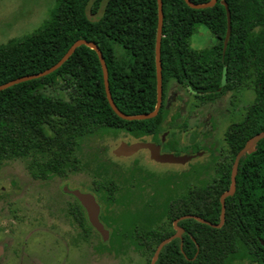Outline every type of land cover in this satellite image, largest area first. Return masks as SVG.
Returning a JSON list of instances; mask_svg holds the SVG:
<instances>
[{"label": "trees", "instance_id": "obj_1", "mask_svg": "<svg viewBox=\"0 0 264 264\" xmlns=\"http://www.w3.org/2000/svg\"><path fill=\"white\" fill-rule=\"evenodd\" d=\"M190 1L198 5L210 0ZM102 2L55 0L50 17L39 28L0 44V85L49 68L76 40L84 39L102 52L116 108L128 116L153 111L157 0H104L101 15L90 18L87 8L96 13ZM224 2L231 20L227 39ZM162 5V103L156 116L120 117L106 98L97 53L84 44L53 72L0 90V171L20 161L39 180L85 172L100 196L109 239L133 228L147 264L159 243L174 234L176 218L195 215L212 224L220 222L219 198L229 187L234 157L247 139L264 131V0H216L203 8L191 7L184 0H162ZM199 25L216 37L215 43L203 49L189 43ZM224 67L226 83L220 90L250 81L255 92L244 118L225 131L227 162L212 151V158L190 164L183 175L138 174L132 167L124 169L113 162L106 155L107 148L99 146L107 136L158 138L171 124L164 105L168 81L175 79L202 102H211L220 96ZM85 144L91 148L85 150ZM91 161L108 170L96 176L88 168ZM147 203L156 210L163 208L164 220L158 217L143 227L136 221L137 210L149 207ZM177 224L183 229L181 236L160 249L155 264H264L260 242L264 240V138L239 161L235 192L225 199L220 227L192 217Z\"/></svg>", "mask_w": 264, "mask_h": 264}, {"label": "rangeland", "instance_id": "obj_2", "mask_svg": "<svg viewBox=\"0 0 264 264\" xmlns=\"http://www.w3.org/2000/svg\"><path fill=\"white\" fill-rule=\"evenodd\" d=\"M54 4L55 0H0V44L39 28L50 17ZM103 5L104 0L96 13L87 8L89 17H99ZM215 42L216 37L205 25H199L189 38L190 46L195 49L206 48ZM248 83L225 92L218 90L219 98L202 102L186 85L175 79L168 81L164 90V105L167 108L166 120H171V149L189 155L197 149L207 152L204 156L194 154L188 169L192 163L212 158V151L219 153L221 158L225 155L223 160L228 161L225 131L230 124L244 118L248 105L254 99V85L250 81ZM221 91L223 93H219ZM207 119L211 125L217 126L209 139L211 146L199 144V134L195 133L199 126L203 130L201 124ZM182 127L193 134L184 144L179 143ZM118 143L119 138L107 136L98 145L107 148L106 155L113 162L127 166L134 157L116 158L111 153ZM83 147L85 150L91 148L86 144ZM87 164L98 177L108 170L97 161ZM146 167L160 174L184 169L185 165H159L147 160ZM90 180L85 172L72 173L66 179L52 177L39 180L28 173L23 162L4 165L0 171V264H147V257L140 252L133 236V228L126 229L127 234H121L119 238H108L104 242L94 231L84 236L74 223L69 214V206L74 199L62 187L66 185L86 190ZM147 197L148 193H145ZM147 204L149 207L137 210L140 212L136 221L143 227L157 222L158 217L160 221L164 220L163 208L156 210L152 203ZM148 217L152 221H147Z\"/></svg>", "mask_w": 264, "mask_h": 264}, {"label": "water", "instance_id": "obj_3", "mask_svg": "<svg viewBox=\"0 0 264 264\" xmlns=\"http://www.w3.org/2000/svg\"><path fill=\"white\" fill-rule=\"evenodd\" d=\"M189 6L195 7V8H203V7H208L214 5L216 0H210L207 3L204 4H198L195 5L191 3L190 0H184ZM158 3V20H157V30H156V40H155V64H156V104L154 107V110L151 112H147L144 114H139V115H132L128 116L123 113H121L116 106L114 105L110 88H109V81H108V71L106 67V63L104 61L102 52L98 48V46L93 42V41H87L84 39H79L76 40L69 48L68 50L64 53V55L52 66L49 68L38 72L34 74H29L25 76H21L15 79H12L4 84L0 85V90L5 89L7 87H10L14 84L39 78L42 76H45L54 70H56L59 66H61L67 59L68 57L73 53L76 47H78L81 44L87 45L88 47L92 48L95 50L97 53L101 68H102V75H103V82H104V89H105V94L106 98L108 100V103L110 107L123 119H128V120H142V119H148L152 118L157 115L161 103H162V65H161V37H162V26H163V9H162V0H157ZM225 9H226V17H227V32L225 39H227L230 35L231 31V20H230V12L228 9V6L224 2ZM226 83V68H223L222 71V76H221V83L219 90L225 85ZM264 138V131L259 132L255 134L254 136L250 137L247 139L245 142L244 146L236 153L233 164L231 167V174H230V184L228 189L223 191L220 195V204H221V216H220V222L218 224H212L209 221H206L204 219H201L195 215H183L178 218H176L173 221V227L175 229V233L172 234L171 236L165 238L162 242L159 243V245L156 247L155 252L153 254V257L151 259L150 264H155V261L158 257L160 249L169 241L172 239L181 236L183 229L177 224V222L180 219L184 218H196L208 225L214 226V227H220L223 224L224 221V209H225V199L226 197L233 195L235 192L236 188V174L238 171V164L241 159V157L253 149V147L258 143L259 140ZM148 149L151 154V158L163 162V163H184L186 161H189L194 155H174L172 153H159V147L151 142H145V141H134L127 143L125 141H121L118 143L114 149L112 150V153L115 156H130L137 152L140 149ZM81 202V204L85 207L88 215V219L90 220L92 226L101 234L102 240L106 242L109 237V232L108 229L104 227V225L99 221L98 215H99V204L96 202L94 196L91 193H83L80 192L78 189H74L71 191ZM261 244L264 245V240H260Z\"/></svg>", "mask_w": 264, "mask_h": 264}, {"label": "flooded vegetation", "instance_id": "obj_4", "mask_svg": "<svg viewBox=\"0 0 264 264\" xmlns=\"http://www.w3.org/2000/svg\"><path fill=\"white\" fill-rule=\"evenodd\" d=\"M226 19H227V17H226ZM193 93H195V92H193ZM195 95H197V94L195 93ZM202 123H204L203 125L201 124L203 130L200 128V126L197 129H195L196 130L195 133L199 134V138H198L199 139V144L204 143L205 146H211L210 142H209V139L213 136V132L217 128V126L211 125L210 122H209V119H207V122H202ZM191 129H193V128H191ZM179 133H180V138H179V143L180 144H184V143L188 142V139L191 136H193V134H190L187 131V128H183V127L180 128ZM169 136H170V129L168 128V129L164 130L159 135L158 138H155L152 135H147V136H144L142 138H128L127 137V138H124V139H119V143L121 141H125L127 143L134 142V141L151 142V143H153V144H155V145H157L159 147V153L160 154H162V153H172L174 155H183V154L189 155V153L184 152V151L180 152V153H177V152L173 151L171 149L170 145H169L170 144ZM112 150H111V153H112ZM205 152H206L205 150L197 149L196 151L191 152V155H194L196 153H200V154H197V156L198 155L204 156ZM112 155L114 157H116V158H130V157H134V160L130 164H128L127 166H121V165L120 166L123 167L124 169H129L130 167H132V169H134L136 171V173H138V174H155L156 176L157 175L167 176V175H170L173 172H176V173L180 172L183 175L185 172H187L188 164L193 159V157H192L189 161H186L184 163H163V162H159V161H156V160L152 159L150 151L148 149H145V148L138 150L137 152H135L134 154H132L130 156H119L118 157V156H115L113 153H112ZM225 157H226L225 155L222 156V158H225ZM147 160L152 161L154 163H157L159 165H167V164L168 165H185V167H184V169L175 170V171L168 170V171H165V172H162V173L158 174L156 172L150 171V169L148 167H146ZM87 187H88V189H86V190L79 189L78 187L69 188L66 185H64L62 187V190L64 192L68 193L69 195H71L73 197V199H74V202L71 203V205L69 206V209L70 208L72 209V212L69 213V214L72 217L74 223L78 226V228L81 230V233L84 236H87L88 234L90 235L91 231H94L95 233H97L102 238L101 234L92 226L90 220L88 219V215H87V211H86L85 207L81 204L79 199L71 191L74 190V189H78L80 192H83V193H91L94 196L96 202L99 204V215H98L99 221L104 225V227L106 229H108L109 237H110L111 231L105 225V223L102 221V218H101V215L103 214V205L99 201L100 196H99V194L96 191H94V189H92L91 184H89ZM172 225H173V223H172ZM122 234L123 235L127 234V231H125Z\"/></svg>", "mask_w": 264, "mask_h": 264}]
</instances>
